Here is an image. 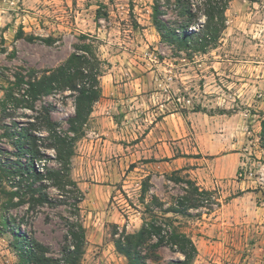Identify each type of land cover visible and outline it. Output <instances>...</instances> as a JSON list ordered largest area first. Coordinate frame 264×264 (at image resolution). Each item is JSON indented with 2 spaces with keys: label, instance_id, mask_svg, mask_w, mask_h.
Returning <instances> with one entry per match:
<instances>
[{
  "label": "rangeland",
  "instance_id": "obj_1",
  "mask_svg": "<svg viewBox=\"0 0 264 264\" xmlns=\"http://www.w3.org/2000/svg\"><path fill=\"white\" fill-rule=\"evenodd\" d=\"M153 1L0 0V98L17 73L55 69L86 37L104 72L71 159L83 196L81 264H128L115 250L113 231H137L150 210L165 239L171 228L192 238L194 264H264V0H229L220 40L204 54L160 38L151 23ZM70 93L35 105H50L52 119L64 122L73 112ZM0 148L11 150L1 135ZM45 153L58 166L54 152ZM170 176L189 178L197 193ZM45 191L51 204L10 208L7 215L59 258L73 209L70 200L59 203L58 189ZM5 199L0 194V203ZM172 207L183 211H166ZM2 226L0 217V246L11 247V231ZM147 254L152 264L183 258L168 243Z\"/></svg>",
  "mask_w": 264,
  "mask_h": 264
},
{
  "label": "trees",
  "instance_id": "obj_2",
  "mask_svg": "<svg viewBox=\"0 0 264 264\" xmlns=\"http://www.w3.org/2000/svg\"><path fill=\"white\" fill-rule=\"evenodd\" d=\"M228 5L229 0H154L151 23L167 44L176 45L188 54H204L216 47L220 40L226 27L225 12ZM22 33L20 30L18 35ZM84 39L86 37L83 36L75 45V51L55 69L47 70L39 76L17 73L15 80L4 89L3 97L0 98V135L11 147V150L0 148V194L6 197L0 203V217L3 221L2 229L8 228L11 231L13 240L10 245L19 264H81L86 244L79 206L83 196L71 178V159L75 154L76 142L91 116L93 105L101 96L99 81L104 72L93 43ZM66 90L73 97V112L67 114L64 122L52 119L50 105L41 104L36 107L35 103L42 101V97ZM261 127L264 136V118ZM45 150L54 152L53 160L58 166L48 164L50 158ZM2 153L9 155L2 158ZM147 179L142 181L139 193L141 203H145L149 185ZM170 179L185 183L196 193L198 191L189 178L170 176ZM5 182L9 189L4 185ZM49 185L60 192L59 203L66 204L70 200L67 205L73 209V214L67 220L65 242L59 258L48 256V248L21 233L19 223L14 224L7 215L10 208L27 205V209H32L35 205L51 204L45 191ZM154 199L151 196L152 202ZM182 203L180 205L183 210L187 209ZM145 205L149 207L151 204L146 202ZM183 210L172 207L166 211L181 213ZM152 213L150 210L149 219L143 218L137 231L119 233L115 229V250L126 258L128 264H152L147 262L150 257L147 251L168 243L175 246L183 258L167 264H194L197 247L192 238L183 231L171 228L165 239L161 234L163 223L156 220ZM20 225H26L24 220H21ZM142 249L147 251L143 253Z\"/></svg>",
  "mask_w": 264,
  "mask_h": 264
},
{
  "label": "crops",
  "instance_id": "obj_3",
  "mask_svg": "<svg viewBox=\"0 0 264 264\" xmlns=\"http://www.w3.org/2000/svg\"><path fill=\"white\" fill-rule=\"evenodd\" d=\"M234 154H238L235 152ZM237 166L231 168V173L237 170ZM184 171H187L186 168H183ZM218 173V171H216ZM0 240H1V233H0ZM0 264H18L16 260V255L14 251H12L10 246H0Z\"/></svg>",
  "mask_w": 264,
  "mask_h": 264
}]
</instances>
